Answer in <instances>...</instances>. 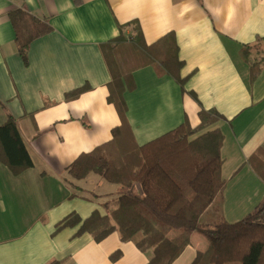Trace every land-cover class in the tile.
Here are the masks:
<instances>
[{
  "label": "crops",
  "instance_id": "0c3cea01",
  "mask_svg": "<svg viewBox=\"0 0 264 264\" xmlns=\"http://www.w3.org/2000/svg\"><path fill=\"white\" fill-rule=\"evenodd\" d=\"M82 1L75 6L72 0H0V124L7 114L18 119L33 161L18 176L0 162V264H146L152 257L121 243L117 233L100 243L87 233L74 237L77 227L53 233L71 212L82 219L94 210L109 213L121 192L95 174L75 180L67 168L109 141L120 124L106 101L110 77L99 45L118 35V24L133 20L147 45L174 33L184 62L180 74L188 78L185 89L195 93L202 109L225 119L210 128L223 136V219L236 223L264 199V183L248 164L264 149V65L250 83L240 56L241 46L257 43L250 58H264V0ZM22 2L53 28L30 44L27 65L17 53L8 17ZM133 77L136 89L125 100L138 145L183 122L198 124L199 105L171 77H157L152 67ZM84 85L90 89L64 101L65 93ZM191 242L172 264H190L196 247L205 246L199 235ZM118 250L120 258L110 260Z\"/></svg>",
  "mask_w": 264,
  "mask_h": 264
},
{
  "label": "trees",
  "instance_id": "16d2710c",
  "mask_svg": "<svg viewBox=\"0 0 264 264\" xmlns=\"http://www.w3.org/2000/svg\"><path fill=\"white\" fill-rule=\"evenodd\" d=\"M72 1L75 6L83 3ZM8 17L17 53L27 65L30 44L53 28L47 18L29 13L23 2L9 10ZM118 29L119 35L100 44L99 49L110 77L106 101L114 107L120 124L111 130L109 141L80 154L67 173L75 180L95 174L122 191L109 213L94 210L82 219L71 212L55 224L53 233L77 227L74 237L87 233L98 243L117 233L121 243L133 244L140 253H152L146 264H172L192 245V237L199 235L205 246L196 247L190 264H264V199L236 223L223 219L219 205L226 188L221 174L223 136L220 130L210 128L225 119L216 111L202 109L195 93L185 89L188 78L180 74L184 63L179 59L174 33L147 45L137 21L118 24ZM254 48L259 49V45L246 44L240 49L250 83L264 65L263 57L250 58ZM145 67H152L157 77H171L200 109L196 126L183 122L138 145L127 118L125 94L136 89L134 72ZM89 89L84 85L67 92L64 101L75 100ZM0 162L13 176L33 167L18 119L10 114L0 124ZM248 164L264 183V149L258 148ZM120 256L118 250L110 260Z\"/></svg>",
  "mask_w": 264,
  "mask_h": 264
},
{
  "label": "rangeland",
  "instance_id": "374dc122",
  "mask_svg": "<svg viewBox=\"0 0 264 264\" xmlns=\"http://www.w3.org/2000/svg\"><path fill=\"white\" fill-rule=\"evenodd\" d=\"M128 34V33H127ZM118 35H119V33H118ZM117 35V36H118ZM113 39V38H112ZM111 40V39H110ZM109 41V40H108ZM178 45V44H177ZM178 56H179V52H178ZM180 59V58H179ZM182 61V60H181ZM183 62V61H182ZM184 63V62H183ZM197 100H198V98H197ZM198 102H199V100H198ZM200 103V102H199ZM201 105V104H200ZM120 190H121V188H120ZM122 191V190H121ZM124 191V190H123ZM152 254V253H151Z\"/></svg>",
  "mask_w": 264,
  "mask_h": 264
}]
</instances>
